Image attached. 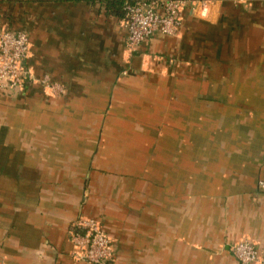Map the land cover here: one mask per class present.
I'll use <instances>...</instances> for the list:
<instances>
[{"label": "crops", "instance_id": "obj_1", "mask_svg": "<svg viewBox=\"0 0 264 264\" xmlns=\"http://www.w3.org/2000/svg\"><path fill=\"white\" fill-rule=\"evenodd\" d=\"M0 17L65 90L0 96V264H87L82 217L115 264H240L241 241L264 256V1L186 9L135 52L100 4L4 0Z\"/></svg>", "mask_w": 264, "mask_h": 264}, {"label": "built area", "instance_id": "obj_2", "mask_svg": "<svg viewBox=\"0 0 264 264\" xmlns=\"http://www.w3.org/2000/svg\"><path fill=\"white\" fill-rule=\"evenodd\" d=\"M219 0H140L126 3L127 47L135 52L154 34L175 37L179 34L182 16L186 9L200 18H207L212 5ZM238 4H252L264 0H235ZM30 53L29 36L25 32L12 31L0 22V94L16 98L28 87L38 84L53 96H62V85L52 83L47 78L37 80L28 65ZM258 187L264 193V180ZM71 233L70 241L75 246L73 258L87 264H113L114 250L111 239L106 235L101 223L93 218H80ZM232 252L240 264H264L255 247L241 241L232 247Z\"/></svg>", "mask_w": 264, "mask_h": 264}, {"label": "trees", "instance_id": "obj_3", "mask_svg": "<svg viewBox=\"0 0 264 264\" xmlns=\"http://www.w3.org/2000/svg\"><path fill=\"white\" fill-rule=\"evenodd\" d=\"M3 1L4 0H0V4H2ZM75 1L85 2L88 5H92V6L100 4L101 7L104 10L106 16L121 20L125 24V22L127 21V16H126L127 13H126V10H125L126 3H135V2H139L140 0H75ZM6 18L7 17H2V18L0 17V22L2 24L5 23L7 25V23L5 21H7L8 19H6ZM7 26L10 28L9 25H7ZM170 37H172V36H170ZM29 88L30 87H28L26 90H28ZM23 93H21L20 95H22ZM0 96H3V95L0 94ZM3 97H5V96H3ZM5 98H8V97H5ZM8 99H13V98H8ZM85 218H88V217H85ZM73 231H75V226L74 225L71 228L70 237H71V233ZM115 261H116V259H115V255H114V263L113 264H115Z\"/></svg>", "mask_w": 264, "mask_h": 264}]
</instances>
